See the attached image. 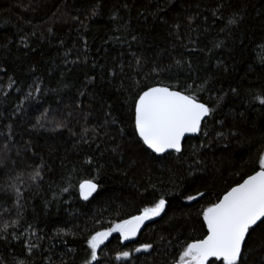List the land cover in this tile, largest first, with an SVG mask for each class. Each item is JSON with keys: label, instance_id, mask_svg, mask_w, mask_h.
Wrapping results in <instances>:
<instances>
[{"label": "trees", "instance_id": "trees-1", "mask_svg": "<svg viewBox=\"0 0 264 264\" xmlns=\"http://www.w3.org/2000/svg\"><path fill=\"white\" fill-rule=\"evenodd\" d=\"M233 15L238 24L228 23ZM161 84L191 86L214 109L181 154L157 156L134 132L135 99ZM258 95L264 0H0V228L17 219L5 189L23 192L18 227L8 229L21 239H0V264H83L89 235L161 195L165 213L136 243L113 237L99 255L101 264H129L115 260L118 251L151 243L131 264H176L183 244L205 230L202 208L264 153ZM45 112L53 122L38 126ZM41 159L43 178L32 183ZM85 179L99 185L87 202L78 191ZM197 191L206 196L189 203ZM254 240L248 264L264 258V239Z\"/></svg>", "mask_w": 264, "mask_h": 264}, {"label": "snow or ice", "instance_id": "snow-or-ice-1", "mask_svg": "<svg viewBox=\"0 0 264 264\" xmlns=\"http://www.w3.org/2000/svg\"><path fill=\"white\" fill-rule=\"evenodd\" d=\"M95 14L93 10V15ZM213 15L215 16L216 13L214 12ZM239 22L240 18L236 15L228 21L229 24ZM190 87L186 85L185 90L181 91L163 84L150 86L135 99L134 132L151 153L157 156H163L165 153L181 154L182 142L185 138L200 134L207 118L212 116L214 109L202 102L197 95L192 94L189 91ZM255 99L264 105V96L258 95ZM45 121L53 122L47 120V112L36 119V124L43 126ZM204 134L207 135L206 132ZM220 135L222 136L223 133ZM4 147L7 149L8 145L5 144ZM7 158L5 153L3 159ZM86 163L91 164L92 160H86ZM256 164L257 167L251 174L217 197L216 202L202 208L199 215L202 216L205 230L201 237L183 244L176 264H248L246 257H250L254 250L253 246L256 243L254 237L264 239V153L258 156ZM43 166L44 162L41 159L40 166L34 167L29 173L32 183H37L43 178L41 175ZM16 179L19 180L20 176ZM8 189L15 194L17 219L5 223L0 228V239L7 241L8 236L11 235L13 240H19L21 237L15 232L9 233L8 229L18 227L22 215L18 209L19 202L23 199V192L15 183H10L5 190ZM97 190V183L92 179H85L79 183V198L89 201ZM63 191L68 189L64 188ZM205 196V192L197 191L194 195H187L186 199L189 203L199 202L200 198ZM168 203L165 196L161 195L151 206L140 209L139 214L119 221H111L110 226L97 229L86 239V258L83 264H101L99 253L107 247L114 234L120 245L136 241L145 223L161 217ZM4 210L10 211L6 207ZM25 247L31 255L36 245L28 241ZM152 249L151 243H143L130 251H118L115 260L127 261L131 264L133 251L148 253ZM261 249L264 250V243L261 244ZM46 264H55V262L49 258ZM259 264H264V258Z\"/></svg>", "mask_w": 264, "mask_h": 264}, {"label": "water", "instance_id": "water-1", "mask_svg": "<svg viewBox=\"0 0 264 264\" xmlns=\"http://www.w3.org/2000/svg\"><path fill=\"white\" fill-rule=\"evenodd\" d=\"M208 119V118H207ZM199 136V134H196V135H190V136H187L186 138H185V140L182 142V150H183V144H184V142L187 140V139H189V138H195V137H198ZM176 154V153H175ZM156 155V154H155ZM165 155H168V153H165L163 156H165ZM99 191V185H98V190H97V192ZM97 192L96 193H94L93 194V197L97 194ZM93 197H91L90 199H89V201L93 198ZM84 201V200H83ZM87 202V201H86ZM159 218V217H158ZM158 218H156V219H158ZM155 219V220H156ZM154 221V220H153ZM152 221H148V222H146L145 223V226L141 229V233H140V235L137 237V239H136V241H131V242H126L127 244H133V243H136L138 240H139V238H140V236H141V234H142V232L145 230V228L151 223ZM112 239V238H111ZM110 239V240H111ZM110 242V241H109ZM108 242V243H109ZM107 243V244H108Z\"/></svg>", "mask_w": 264, "mask_h": 264}, {"label": "flooded vegetation", "instance_id": "flooded-vegetation-1", "mask_svg": "<svg viewBox=\"0 0 264 264\" xmlns=\"http://www.w3.org/2000/svg\"><path fill=\"white\" fill-rule=\"evenodd\" d=\"M116 234H114V237H115ZM127 244V243H126Z\"/></svg>", "mask_w": 264, "mask_h": 264}]
</instances>
